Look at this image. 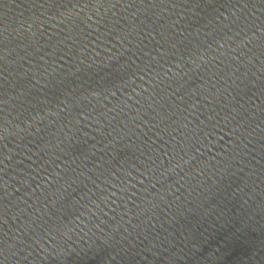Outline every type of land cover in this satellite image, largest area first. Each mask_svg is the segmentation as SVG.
<instances>
[{
  "label": "water",
  "instance_id": "obj_1",
  "mask_svg": "<svg viewBox=\"0 0 264 264\" xmlns=\"http://www.w3.org/2000/svg\"><path fill=\"white\" fill-rule=\"evenodd\" d=\"M0 264H264V0H0Z\"/></svg>",
  "mask_w": 264,
  "mask_h": 264
}]
</instances>
